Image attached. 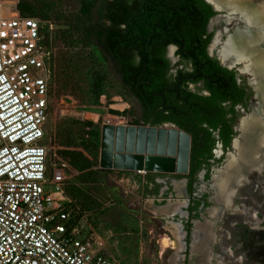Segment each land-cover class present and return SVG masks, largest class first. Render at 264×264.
<instances>
[{
    "label": "trees",
    "instance_id": "obj_1",
    "mask_svg": "<svg viewBox=\"0 0 264 264\" xmlns=\"http://www.w3.org/2000/svg\"><path fill=\"white\" fill-rule=\"evenodd\" d=\"M17 9L23 16L39 17L44 21L55 19L57 26L53 44L67 47L60 49L55 58V70L61 74V89L72 92L77 73V61L70 51L77 47H91L107 63L112 75L130 97L138 103L139 121L144 125L159 126L171 122L188 132L191 137L190 171L187 175L171 174L176 178H188L187 190L192 197L186 221L187 256L191 241V218L199 216L202 199L195 196L197 174L206 169L205 179L211 176V168L224 156L216 158L214 148L220 141L226 150L235 134L234 124L240 115L236 106L247 105L252 92L238 81L237 72L220 64L209 55L207 47L213 37L208 23L216 14L205 0H147L142 12L143 0H79V11L71 16L59 12L60 0H16ZM13 9L14 3L7 2ZM169 45L177 46L180 60L172 65L167 57ZM173 68L176 70L171 71ZM190 84H201L193 90ZM205 90L207 93H202ZM70 127V125H69ZM218 134V137L216 135ZM71 127L59 129L62 145L73 141ZM100 133L95 131L94 140L84 146L93 157L90 160L79 150L64 149L62 153L71 166L82 172L80 182L88 184L92 170L100 157ZM87 170V171H86ZM85 171V172H83ZM131 174L134 171L95 169V182L106 184L110 173ZM168 173L147 172L144 177V195L158 197L162 183L156 177ZM151 187V188H150ZM171 189V187H170ZM72 209L68 226L80 227L81 208L98 210L99 200L87 196L82 187L65 186ZM208 194L202 197L206 199ZM167 194L163 195V203ZM205 205H209L205 201ZM83 206V207H82ZM195 211V212H193ZM187 264V260L186 263Z\"/></svg>",
    "mask_w": 264,
    "mask_h": 264
},
{
    "label": "rangeland",
    "instance_id": "obj_2",
    "mask_svg": "<svg viewBox=\"0 0 264 264\" xmlns=\"http://www.w3.org/2000/svg\"><path fill=\"white\" fill-rule=\"evenodd\" d=\"M7 2L17 5L16 0H0V16L15 15L9 8L12 5ZM79 8V0H60L58 9L60 13L71 16ZM51 21L53 28L44 26V41L51 50L53 65L46 136L49 155L58 164L67 163L65 186L76 184L82 187L87 199L91 196L101 203L98 210L89 209L90 206L81 208L83 218L79 235L90 239L95 249L122 264H185L186 260L188 264H264V165L238 186L227 206L214 198V177L224 172L230 154H237L234 145L226 153L221 146L217 147L216 158L225 157L213 165L210 179H205V170L198 175L197 194L208 193L210 205L202 209L200 217L195 219L193 250H189L188 256L183 244L186 234L182 221L188 217V212L183 211L188 205L185 179L171 174L158 176V181L163 184L161 194L158 197L145 196L143 178L139 179L135 173L119 174L115 171L109 174L105 185L107 196H102L95 192V189L103 191V183L95 182V169L100 168L98 163L88 169L92 170L89 177L92 182H80L82 172L71 166L62 150L76 149L93 160L84 146L94 140L95 131L100 133L101 139L103 124L110 123L111 119V124H143L139 121L138 103L128 95L107 63L91 47H77L70 51L77 61L75 79L78 81L74 82L72 92L61 89L63 79L56 73L55 58L60 49L67 50V47L57 42L53 44L57 26L55 19ZM225 25L222 19L211 24V31L219 38V43L211 51L214 55L218 52L220 56L221 37L224 36L221 31ZM171 56L174 63L178 61L175 51ZM247 76L239 74L241 81L246 82ZM191 88L196 90L197 86L192 84ZM263 106L256 107V101L252 99L247 107H237L241 114L235 124L239 123L235 141L242 139V123L259 115V111L264 110ZM69 125L73 141L68 147L60 143L58 133L61 128H70ZM167 191L168 197L162 204L164 199L161 195ZM164 236L172 239L174 244L164 247Z\"/></svg>",
    "mask_w": 264,
    "mask_h": 264
},
{
    "label": "built area",
    "instance_id": "obj_3",
    "mask_svg": "<svg viewBox=\"0 0 264 264\" xmlns=\"http://www.w3.org/2000/svg\"><path fill=\"white\" fill-rule=\"evenodd\" d=\"M0 16V264H122L68 226L67 163L46 142L52 21Z\"/></svg>",
    "mask_w": 264,
    "mask_h": 264
},
{
    "label": "water",
    "instance_id": "obj_4",
    "mask_svg": "<svg viewBox=\"0 0 264 264\" xmlns=\"http://www.w3.org/2000/svg\"><path fill=\"white\" fill-rule=\"evenodd\" d=\"M146 1L143 0L141 14L145 12ZM205 1L211 4L216 12L210 18L209 26L213 21L221 18L226 22H240L235 12H231L225 7L219 8L210 0ZM252 2L254 3V0ZM171 46L175 50L176 46H168V57L172 59V56L169 55ZM209 53L212 55L210 51ZM220 62L223 66L235 70H239L240 67L237 65L242 63L241 61L224 63L221 60ZM241 68H243V65ZM256 78L260 83L259 90L252 81ZM238 81L241 82V79L238 78ZM248 83L253 87L256 107H259L260 95H263L264 89V75L260 73L253 75L248 72ZM191 141L192 137L188 132L171 122L159 126L105 123L101 129L99 165L100 168L129 170L138 173L154 172L187 175L190 171ZM195 232L196 228L194 226L191 231L192 241L189 250H193ZM185 234L187 236V231H185ZM183 244L187 251V241L185 240Z\"/></svg>",
    "mask_w": 264,
    "mask_h": 264
},
{
    "label": "bare ground",
    "instance_id": "obj_5",
    "mask_svg": "<svg viewBox=\"0 0 264 264\" xmlns=\"http://www.w3.org/2000/svg\"><path fill=\"white\" fill-rule=\"evenodd\" d=\"M210 1L219 8L225 7L229 11L235 12L240 22L244 23L241 22L242 25L224 41L225 46L219 51L220 56L218 57L220 60L224 63L231 58L230 62L241 61L244 65L242 70L245 72L252 73L253 75L256 73L264 75V49L259 48V45L264 43V1L260 4L253 3L252 0ZM239 28L242 29L238 30ZM221 32L223 34V31ZM216 34L210 44V52L219 43ZM169 51V55H171L175 51L174 47L171 46ZM252 81L259 90L260 83L258 79L256 78ZM262 105H264V89L263 95H260L259 106ZM258 114L249 122L242 123L240 126L242 139L240 141L236 140L234 143L237 154H230L224 172L214 177L212 187L214 198L221 205L227 206L238 186L245 183L248 179L247 177L254 170L264 165V110H260ZM111 120L108 122L112 123L113 119ZM162 244L164 247H169L174 242L172 239L164 236Z\"/></svg>",
    "mask_w": 264,
    "mask_h": 264
},
{
    "label": "flooded vegetation",
    "instance_id": "obj_6",
    "mask_svg": "<svg viewBox=\"0 0 264 264\" xmlns=\"http://www.w3.org/2000/svg\"><path fill=\"white\" fill-rule=\"evenodd\" d=\"M254 3H257V4H260V3H263V0H254ZM223 20V22H225L226 23V25H225V27L223 28V34H222V36H223V38L221 37V41H222V44H221V46H220V49L222 48V47H224L225 46V40L228 38V36L230 35V34H232V33H234L235 31H236V29L239 27V26H241L242 24H241V22H236V21H234V22H226L224 19H222ZM243 23V22H242ZM244 24V23H243ZM245 26V25H244ZM242 28H239L238 30H241ZM225 31V32H224ZM208 32H213V31H211V26H209V23H208ZM215 37V34H214V32H213V37H212V39H211V41H210V43H212V40H213V38ZM219 39V38H218ZM210 43H209V45H208V47H207V52L209 53V51H208V48L210 47ZM260 45H261V47H260ZM259 45V48L260 49H264V43H261ZM220 49H219V51H220ZM176 50H177V46H176ZM176 50H175V56H177L178 57V61L180 60V56L179 55H177L176 54ZM216 52H217V50H215ZM219 54H220V52H219ZM209 55H211L210 53H209ZM211 56H214V57H216L218 60H219V57H218V52H217V55H214L213 54V52H212V55ZM167 57H168V50H167ZM169 58V57H168ZM170 60H171V63H172V65H175L177 62H175L174 63V61L171 59V58H169ZM232 59V58H231ZM231 59H229V61L231 60ZM219 62H220V60H219ZM220 64H221V62H220ZM222 65V64H221ZM242 63H240V64H238L237 66H239L240 68L242 67ZM244 66V65H243ZM226 67V66H225ZM228 68V67H227ZM240 68H239V70H235L236 72H237V76H238V78H240L239 77V74H243V73H245V74H247L248 75V72H245L244 70H242L243 68H241V72H240ZM176 70V68H173L171 71H175ZM243 71V72H242ZM240 83H243L245 86H247V89H249L251 92H252V95H251V97L249 98V101H248V103H247V105L246 106H244V105H242V104H239V105H237L236 106V109L238 110V106H243V107H247L248 106V104H249V102H251V100L252 99H254L255 101H256V98L254 97V95H255V93H254V91H253V87L248 83V76H247V79H246V82L245 81H241ZM191 85L192 84H190V88H191ZM195 86H197V89H199V88H201L202 87V85L201 84H194ZM192 89V88H191ZM196 89V90H197ZM194 90V89H193ZM202 93H207L205 90H202ZM256 110V109H255ZM239 111V110H238ZM239 113H240V111H239ZM241 114V113H240ZM239 117H240V115L238 116V118H237V120H236V122H235V124L237 123V121H238V119H239ZM240 122V121H239ZM234 124V131H235V134H234V136H233V139H232V141H231V145H230V147H228L226 150H224V148H223V145H222V143L219 141L217 144H216V147L214 148V150H213V152H214V156L216 157V155H215V153H216V150H217V147L218 146H221L222 147V149H223V151L226 153L233 145H234V142H235V139H236V137H235V135H236V131H237V126L239 125V123L237 124V125H235ZM216 135H217V137H218V134L216 133ZM238 138V137H237ZM225 157V156H224ZM212 168H213V166H212ZM212 168H211V171H212ZM202 170H205V173H206V169L205 168H203ZM201 170V171H202ZM201 171H199L198 172V174H197V177H198V175H199V173L201 172ZM164 176H168V175H164ZM211 177V176H210ZM213 177V176H212ZM176 178V177H175ZM178 179H185V182H186V193H187V195H188V205H187V207L185 208V210H183L184 212L185 211H187L188 212V217L187 218H183L182 219V221H183V227H184V230L185 231H187L186 230V225H185V223H186V221L190 218V212L188 211V207H189V205H190V202H191V200H192V197L189 195V193H188V190H187V185H188V178L187 177H183V178H178ZM210 179V178H209ZM206 180H208V179H206ZM197 181H198V179H197ZM197 181L195 182V184H194V186H195V191H194V194H195V196H197V197H199V198H201L202 199V203L199 205V209H198V211H199V216L198 217H192L191 218V222H192V226H191V231H192V229H193V227L195 226V219L196 218H199L200 217V213H201V211H202V209H204V208H206V207H208L209 205H210V201H209V197H210V195L208 194V193H204V194H208V196H207V198L206 199H203V195L204 194H197V186H196V183H197ZM159 183H161V182H159ZM163 186V185H162ZM185 186V185H184ZM170 189V188H169ZM161 190V189H160ZM168 193V191L166 192V193H164V194H167ZM161 193H159V195H160ZM164 194H162L161 195V197L163 198V195ZM158 195V196H159ZM167 197H168V194H167ZM167 197H166V199H167ZM205 201H207L208 203H209V205H205ZM165 203V202H164ZM164 203H162V204H164ZM193 212H195V211H193ZM186 238H187V236H186ZM191 242V241H190ZM186 256H187V254H186ZM186 263V262H185ZM187 264H188V260H187Z\"/></svg>",
    "mask_w": 264,
    "mask_h": 264
},
{
    "label": "crops",
    "instance_id": "obj_7",
    "mask_svg": "<svg viewBox=\"0 0 264 264\" xmlns=\"http://www.w3.org/2000/svg\"><path fill=\"white\" fill-rule=\"evenodd\" d=\"M133 173H135L137 176L139 175V177H141L140 174L143 175V173H138V172H135V171ZM143 180H144V177H143ZM156 181L159 182L158 179H157V177H156Z\"/></svg>",
    "mask_w": 264,
    "mask_h": 264
}]
</instances>
